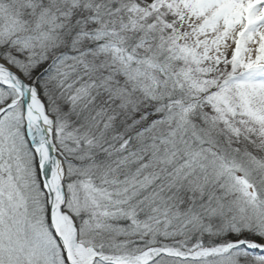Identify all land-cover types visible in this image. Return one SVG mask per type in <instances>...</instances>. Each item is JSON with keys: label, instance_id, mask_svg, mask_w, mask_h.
<instances>
[{"label": "snow or ice", "instance_id": "1", "mask_svg": "<svg viewBox=\"0 0 264 264\" xmlns=\"http://www.w3.org/2000/svg\"><path fill=\"white\" fill-rule=\"evenodd\" d=\"M0 264H264V0H0Z\"/></svg>", "mask_w": 264, "mask_h": 264}]
</instances>
